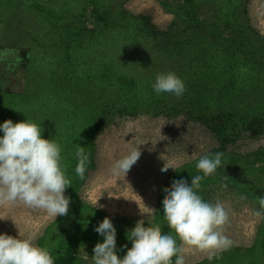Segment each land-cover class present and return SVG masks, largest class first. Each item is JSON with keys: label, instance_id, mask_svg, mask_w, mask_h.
<instances>
[{"label": "trees", "instance_id": "trees-1", "mask_svg": "<svg viewBox=\"0 0 264 264\" xmlns=\"http://www.w3.org/2000/svg\"><path fill=\"white\" fill-rule=\"evenodd\" d=\"M82 1L0 0V48L30 50L23 91H0V123L7 119L19 122L28 118L40 125L44 138L53 139L61 146V163L71 182L67 189L72 204L68 214L50 225L41 241L42 247L52 254L55 264H87L74 257V251L86 242L96 245L102 240L94 228L105 217H110L117 229L118 255L123 257L132 246L123 221L97 207L77 202L83 179L75 173V152L78 145L85 147L89 157L87 171L92 163L95 129L106 105L105 97H100L98 91L86 92L80 89L79 83L105 76L115 77L129 92L152 101L158 109L184 106L206 120L219 118L221 126L218 131L224 138L235 139L240 128L252 126L256 119L248 114L250 107L235 101L234 74L228 77L216 69H204L203 57L194 49H177L171 43V34L148 26L145 18L115 23L101 32L92 33L71 27L57 16L64 12L81 14ZM110 4L108 0H96L100 11L109 10ZM212 33L214 38L251 65H264V53L257 51L244 33L234 29L228 36L222 35L220 29H214ZM168 71L175 72L185 83L186 90L181 98L167 93L158 95L151 87L158 72ZM222 154V164L215 173L201 181L198 194L208 202L210 187L227 185L247 196L264 213L259 204L260 198L264 197V150L255 155L263 162L261 166H255L240 156ZM197 162L168 180L151 227L162 233L171 231L161 211L164 193L171 190L174 180L184 178L191 183L193 175L202 174L196 169ZM172 234L179 246V237L174 231ZM124 245L127 248H123ZM232 252L203 264H264V220L253 247L246 252Z\"/></svg>", "mask_w": 264, "mask_h": 264}, {"label": "rangeland", "instance_id": "rangeland-1", "mask_svg": "<svg viewBox=\"0 0 264 264\" xmlns=\"http://www.w3.org/2000/svg\"><path fill=\"white\" fill-rule=\"evenodd\" d=\"M82 3L81 14L64 12L57 16L71 27L92 33L115 23L145 18L148 26L171 34V43L177 49H194L203 57L204 69H216L228 77L234 74L235 101L250 107L248 114L256 119L252 126L240 128L235 139L224 138L218 131L219 118L206 120L184 106L158 109L152 101L129 92L115 77L79 83L86 92L98 91L100 97H105L106 105L95 129L92 163L79 188L78 203L97 207L120 219L128 230L141 220L147 227L154 222L168 180L201 157L225 152L255 166L263 164L255 155L264 150V65H251L214 38L212 31L220 29L224 36L233 29L244 33L255 49L264 53V0H108L110 9L105 11L97 9L96 0ZM24 73L11 86L13 92L23 91ZM9 82L8 78L2 79L0 89H6ZM133 149L141 151L137 163L127 176H113L114 161ZM165 161L175 169L167 175L161 172ZM208 202H219L225 207L228 220L220 230L233 242L232 246L226 251L185 248L182 252L185 264L207 263L234 250L249 251L264 220V215H255L261 210L254 202L227 185L210 187ZM60 217H50L45 210L30 208L20 201L0 202V233L17 236L20 230L24 238L35 236V243L42 247L47 228ZM179 246L185 247L182 242ZM94 247L86 242L75 249L74 257L93 264Z\"/></svg>", "mask_w": 264, "mask_h": 264}, {"label": "clouds", "instance_id": "clouds-1", "mask_svg": "<svg viewBox=\"0 0 264 264\" xmlns=\"http://www.w3.org/2000/svg\"><path fill=\"white\" fill-rule=\"evenodd\" d=\"M151 87L158 95L167 93L175 98H181L186 90L184 81L172 71L158 72ZM43 132L40 125L28 118L0 123V202L20 201L57 219L69 212L71 199L65 193L71 182L61 163V146L44 138ZM140 156L141 151L133 149L116 159L112 175L127 176ZM222 156L217 152L201 157L196 169L202 174L193 175L191 183L184 178L172 182L171 190L164 193L161 210L171 231L162 233L146 227L143 220L138 221L126 233L132 246L123 257L117 253V229L112 219L105 217L99 222L94 231L102 240L93 248V264H185V248L228 250L233 242L220 230L228 220L225 207L219 202H206L198 194L201 181L215 173L222 164ZM75 158V173L83 179L89 162L85 147L78 145ZM171 170L175 169L165 161L161 172L167 175ZM259 204L264 209V197ZM255 215L261 217L264 213L257 211ZM87 226L88 222L84 223ZM173 231L185 247L177 245ZM35 239L32 235L24 238L20 230L17 236L0 233V264H55L49 250L38 246Z\"/></svg>", "mask_w": 264, "mask_h": 264}, {"label": "crops", "instance_id": "crops-1", "mask_svg": "<svg viewBox=\"0 0 264 264\" xmlns=\"http://www.w3.org/2000/svg\"><path fill=\"white\" fill-rule=\"evenodd\" d=\"M0 81L7 79L10 81L6 89H0L2 92L15 93L11 86L15 81H20V73L25 72L27 62L29 61L30 51L23 48H0ZM25 74V73H24ZM10 84V85H9ZM17 93V92H16Z\"/></svg>", "mask_w": 264, "mask_h": 264}]
</instances>
